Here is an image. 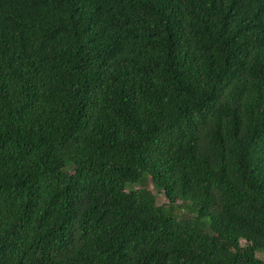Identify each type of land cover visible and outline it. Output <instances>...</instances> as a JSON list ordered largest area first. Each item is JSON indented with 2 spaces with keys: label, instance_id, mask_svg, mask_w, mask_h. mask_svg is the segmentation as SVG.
I'll use <instances>...</instances> for the list:
<instances>
[{
  "label": "trees",
  "instance_id": "trees-1",
  "mask_svg": "<svg viewBox=\"0 0 264 264\" xmlns=\"http://www.w3.org/2000/svg\"><path fill=\"white\" fill-rule=\"evenodd\" d=\"M262 250L264 0H0V264Z\"/></svg>",
  "mask_w": 264,
  "mask_h": 264
},
{
  "label": "rangeland",
  "instance_id": "rangeland-1",
  "mask_svg": "<svg viewBox=\"0 0 264 264\" xmlns=\"http://www.w3.org/2000/svg\"><path fill=\"white\" fill-rule=\"evenodd\" d=\"M147 185L149 186V188L151 189V191L155 194L156 197V203L158 205H164L166 206L167 210L174 215H179L180 213H185L187 214L189 210V203L187 204H183L184 207H181V205H171L169 202V199L166 197V195L164 194V192L162 191H158L157 189L154 188V186L151 183H147ZM136 186V188L140 187V185H133ZM202 224H208L209 223V217H203L201 219ZM258 256L263 257L264 258V250L259 251Z\"/></svg>",
  "mask_w": 264,
  "mask_h": 264
}]
</instances>
